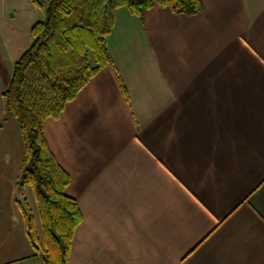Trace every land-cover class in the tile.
Masks as SVG:
<instances>
[{"label": "crops", "instance_id": "0c3cea01", "mask_svg": "<svg viewBox=\"0 0 264 264\" xmlns=\"http://www.w3.org/2000/svg\"><path fill=\"white\" fill-rule=\"evenodd\" d=\"M201 2L194 16L118 9L107 46L130 103L105 67L45 122L82 215L69 264H264V0ZM43 18L0 0V264H45L3 97Z\"/></svg>", "mask_w": 264, "mask_h": 264}, {"label": "trees", "instance_id": "16d2710c", "mask_svg": "<svg viewBox=\"0 0 264 264\" xmlns=\"http://www.w3.org/2000/svg\"><path fill=\"white\" fill-rule=\"evenodd\" d=\"M31 2L44 13V18L33 26L32 43L15 62L3 97L7 114L19 123L25 146L18 187L33 190L40 218L39 235L32 215L21 203L29 237L37 254L43 255L45 264H69L74 233L82 222V215L78 202L65 194L70 177L48 148L45 122L59 119L105 67L113 70L123 98L130 103L127 88L107 46L118 9L125 8L143 20L155 5L177 15L194 16L203 10V3L201 0Z\"/></svg>", "mask_w": 264, "mask_h": 264}, {"label": "rangeland", "instance_id": "374dc122", "mask_svg": "<svg viewBox=\"0 0 264 264\" xmlns=\"http://www.w3.org/2000/svg\"><path fill=\"white\" fill-rule=\"evenodd\" d=\"M90 59H91L90 62L94 65L95 64L94 58L91 57ZM19 197L21 198L24 207L32 215L34 219L35 230L37 234L40 235L41 234L40 218H39L37 203L33 190L30 187H27L25 192H23V190L20 191Z\"/></svg>", "mask_w": 264, "mask_h": 264}]
</instances>
